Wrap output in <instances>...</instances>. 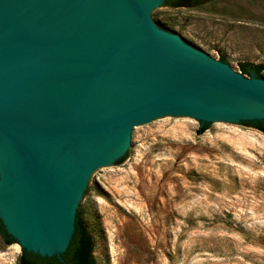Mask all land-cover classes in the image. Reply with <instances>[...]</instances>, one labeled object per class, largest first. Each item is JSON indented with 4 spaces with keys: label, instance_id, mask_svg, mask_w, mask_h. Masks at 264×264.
Segmentation results:
<instances>
[{
    "label": "water",
    "instance_id": "95a60500",
    "mask_svg": "<svg viewBox=\"0 0 264 264\" xmlns=\"http://www.w3.org/2000/svg\"><path fill=\"white\" fill-rule=\"evenodd\" d=\"M165 1L0 0V223L21 251L61 257L140 127L264 124V80L164 32Z\"/></svg>",
    "mask_w": 264,
    "mask_h": 264
},
{
    "label": "rangeland",
    "instance_id": "374dc122",
    "mask_svg": "<svg viewBox=\"0 0 264 264\" xmlns=\"http://www.w3.org/2000/svg\"><path fill=\"white\" fill-rule=\"evenodd\" d=\"M157 17L218 62L264 66V0L168 6ZM201 127L192 117L140 127L123 163L92 172L78 212L96 264H264V134ZM20 254L0 237V264Z\"/></svg>",
    "mask_w": 264,
    "mask_h": 264
},
{
    "label": "trees",
    "instance_id": "16d2710c",
    "mask_svg": "<svg viewBox=\"0 0 264 264\" xmlns=\"http://www.w3.org/2000/svg\"><path fill=\"white\" fill-rule=\"evenodd\" d=\"M206 0H166L165 5L173 8L180 7H196L203 5ZM222 62H225L223 57L220 58ZM238 69L241 74L248 77L251 74H255L257 78H260L262 71L264 70L263 65H256L250 62H242L237 64ZM253 128H256L264 134V124L255 123L247 124ZM207 130V125L201 127L197 133L198 135L203 134ZM127 158V155L123 156L120 160L116 162L115 165L123 163ZM0 237L2 238L4 244L11 245L15 243L9 236H7L0 223ZM93 241L92 238L82 221L80 213L77 210L76 220H75V230L72 239L69 243L68 248L61 255L60 258L57 257H41L26 251H21V254L17 260L16 264H96L93 257Z\"/></svg>",
    "mask_w": 264,
    "mask_h": 264
},
{
    "label": "bare ground",
    "instance_id": "6f19581e",
    "mask_svg": "<svg viewBox=\"0 0 264 264\" xmlns=\"http://www.w3.org/2000/svg\"><path fill=\"white\" fill-rule=\"evenodd\" d=\"M2 191H3V190L0 189V194H1ZM28 239H29L31 242H34V241H35V239H33V238H31V237H29Z\"/></svg>",
    "mask_w": 264,
    "mask_h": 264
}]
</instances>
